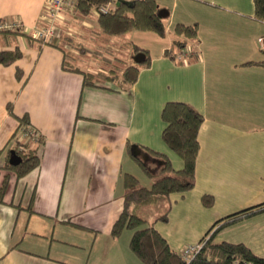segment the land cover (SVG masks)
Instances as JSON below:
<instances>
[{
	"label": "crops",
	"instance_id": "1",
	"mask_svg": "<svg viewBox=\"0 0 264 264\" xmlns=\"http://www.w3.org/2000/svg\"><path fill=\"white\" fill-rule=\"evenodd\" d=\"M155 1L163 34L132 29L110 40L146 49L148 62H136V79L124 87L111 81L83 85L80 71L62 67L60 47L0 33V49L21 51L11 63H0V180L8 175L0 201V264H145L129 247L132 229L124 227L117 236L110 229L122 209V174L140 182L128 144L132 154L146 158L150 149L165 154L174 169L182 165L161 139L166 100L185 101L203 118L194 184L169 194L167 221L153 226L178 251L199 240L209 221L259 205L222 225L214 239L241 241L264 255V64L257 62L264 47L256 41L264 36V18L254 17L253 0ZM45 6L46 0H0V19H18L31 33L47 25ZM81 20L70 24L75 35L65 30L66 22L54 20L57 31L84 46L77 53L94 50L82 37L93 21ZM176 22L196 23L187 45L192 52L181 61L164 52ZM77 53L74 66L106 70L80 67ZM22 115L41 142L38 165L17 177L3 164L16 116ZM149 157L155 165L157 159ZM143 175L148 186L151 178ZM204 193L212 197L208 206L200 199ZM160 201L167 203L160 197L152 202ZM148 203L136 212L150 221L141 208Z\"/></svg>",
	"mask_w": 264,
	"mask_h": 264
},
{
	"label": "trees",
	"instance_id": "2",
	"mask_svg": "<svg viewBox=\"0 0 264 264\" xmlns=\"http://www.w3.org/2000/svg\"><path fill=\"white\" fill-rule=\"evenodd\" d=\"M106 1L75 0L73 8L82 14H87L91 12L93 6ZM253 7L254 17L263 19L264 0H253ZM163 18L155 0H127L113 3L107 12H99L95 20L99 29L106 34H120L132 29L153 30L158 34H163L165 31ZM0 33L8 35L22 33L29 40L47 42L60 47L63 52L62 67L80 71L83 85L111 81L118 83L120 87H124L133 83L138 73L137 63H128L120 69L109 67L105 71L97 70L96 72L74 66L72 59L75 57L72 54L79 50L82 51L84 46L80 41L74 40L71 35L64 34L61 30L50 38L31 36L30 33L24 32L20 25L15 28L0 29ZM195 34V22H176L173 26L171 45L164 52L174 56L177 51L188 44V41ZM65 44L71 48H65ZM72 47L76 51H73ZM130 48L133 54L139 50L145 53L141 64L148 62L146 49L136 44L130 45ZM191 52L192 49H189L187 55ZM20 55L21 51L17 46L12 49H0V63H11ZM257 62L264 64V58ZM20 72L21 70L16 68V76H19ZM10 113H12L11 110ZM16 117L19 120L18 126L11 135L12 144L5 150L7 159L3 165L18 177L38 165L37 143L41 142V134L36 128H34V132H29L31 124L26 116ZM160 117L164 121L161 139L168 148L178 155L182 160V165L180 168L174 169L165 154L147 149L145 151L148 156L157 159V163L150 166L146 159L137 154H132L128 144L127 148L131 158L144 174L151 178V183L145 186L133 174L128 172L122 174L123 204L121 211L111 225V235L117 236L124 227L132 229L129 247L145 264H264V255L254 253L241 241L214 240V234L222 225L240 215L251 212L259 205L247 206L215 219L216 221L214 220L209 229L200 237L201 247L188 259L182 258L177 250L169 246L165 237L153 226L154 219L147 221L136 212L140 204L155 201L159 197L164 198L167 200L166 208L155 220L165 221L167 219L169 194L185 191L194 184V162L198 149L197 131L203 118L201 112L185 101L166 100L160 109ZM22 131H25L26 134L20 136ZM11 149L19 157L16 163L8 161ZM7 185L8 175L4 174L0 180V201H2ZM200 199L206 206L212 202V197L209 194H202Z\"/></svg>",
	"mask_w": 264,
	"mask_h": 264
},
{
	"label": "rangeland",
	"instance_id": "3",
	"mask_svg": "<svg viewBox=\"0 0 264 264\" xmlns=\"http://www.w3.org/2000/svg\"><path fill=\"white\" fill-rule=\"evenodd\" d=\"M72 9L73 10L70 11L71 15H73L74 10H75L74 8H72ZM70 14H68V13L62 14L61 13V15L58 17V20H60L59 24L61 23V25H63V22L64 23L66 22L65 25H67V26H66L65 30L71 31L70 33L72 35H75L74 34L75 32L73 31V28L70 25L71 22L74 24H77L78 22L82 21L81 20L82 18H88L91 21H93L92 27H90V28L83 27L84 33H83L82 37H83L85 45L91 44V46H93L94 50L77 53L79 59H76V63H78V65L80 67H83V68L91 67V69H96L97 65H99L100 67H103L104 69H107L109 67L120 69L121 67L125 66L128 63H136L133 59V53L131 51L130 46H128V47L120 46V45H117L114 41H113V43L110 41L111 38H114L116 36H120L119 34H106L102 31H99V27L95 21V13L93 11H91L87 14H81L80 16H82V17H78V12H75V14L73 16H69ZM63 17H64V21H62ZM91 36L94 37V40H93L94 42L89 39ZM107 57H110V58L108 59ZM144 159H146L147 162H149L150 166L151 165L154 166V163L150 162L152 159H150L149 156H147ZM135 165H136V171L138 174L137 176L140 179V183L143 184V183H145V176L143 175V172L138 167V165L137 164H135ZM141 208L143 210L146 209L148 211V213H150L149 215H152V216H150V217H152V218H150L152 221L154 219L155 222L156 221L164 222L161 219L155 220V218L158 215H160L164 211V209L166 208V204H164L162 201L156 202V203L151 202V203H148L146 205H142ZM142 209L139 210V213H143ZM216 219H218V218H216ZM165 221H167V219ZM212 223H213V221L208 222V226H207L205 232L209 229V227L212 225ZM216 236H217V234H216Z\"/></svg>",
	"mask_w": 264,
	"mask_h": 264
},
{
	"label": "built area",
	"instance_id": "4",
	"mask_svg": "<svg viewBox=\"0 0 264 264\" xmlns=\"http://www.w3.org/2000/svg\"><path fill=\"white\" fill-rule=\"evenodd\" d=\"M114 1L115 0H107L104 3L93 6L91 11H93L95 15H97L99 12H107L113 5ZM74 3L75 0H46L45 15L48 19V23L45 26L34 29L30 34L32 36H42L44 38H50L55 35L57 32V26L54 24V20L58 19L63 11H71ZM20 24L21 23L18 19H0V29L15 28ZM256 41L260 48L264 47V36L257 37ZM187 45L188 44H186L181 50L174 54L176 59H184L189 51ZM29 129L30 133L34 132V127L32 125L29 126ZM24 134H26L25 131H22L19 135L23 136ZM201 245V240L187 243L178 250V253L182 258L188 259L201 247Z\"/></svg>",
	"mask_w": 264,
	"mask_h": 264
},
{
	"label": "water",
	"instance_id": "5",
	"mask_svg": "<svg viewBox=\"0 0 264 264\" xmlns=\"http://www.w3.org/2000/svg\"><path fill=\"white\" fill-rule=\"evenodd\" d=\"M119 1H127V0H116V3H118ZM144 56H145V53L139 50L133 54V59L135 62H141L144 59ZM18 160H19L18 155L15 154L14 151L11 149L9 152L8 161L10 163H16Z\"/></svg>",
	"mask_w": 264,
	"mask_h": 264
}]
</instances>
